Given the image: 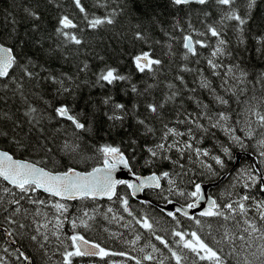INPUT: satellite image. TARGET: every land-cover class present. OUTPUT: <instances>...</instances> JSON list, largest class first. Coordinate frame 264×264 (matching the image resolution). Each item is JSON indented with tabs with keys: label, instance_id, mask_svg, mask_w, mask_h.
<instances>
[{
	"label": "snow or ice",
	"instance_id": "snow-or-ice-1",
	"mask_svg": "<svg viewBox=\"0 0 264 264\" xmlns=\"http://www.w3.org/2000/svg\"><path fill=\"white\" fill-rule=\"evenodd\" d=\"M73 3L79 12L84 14V19L91 29H97L105 24L112 25L115 23V17L119 15L113 9L103 17L92 16L90 18L81 0H73ZM169 3L177 10H183L185 6L192 4L206 5L209 0H169ZM214 3L221 6L220 25H223L225 21H235L237 31L241 33L239 42L244 44L245 40L242 37L244 25L248 23L251 10L257 7V0H246L248 11L244 15L239 14L234 7L236 0H214ZM25 12L33 21L41 20L38 13L30 9H25ZM204 14L207 16L209 13L205 12ZM15 23L13 20V24ZM58 25L55 35L61 38L60 42L55 47L50 46L47 49L43 46L44 37L40 35V24L38 23L32 25V35L26 32L21 36L18 29L13 27L7 36H0V81L7 82L2 86L5 89L8 88L9 83L14 85V94H19L27 105L23 116L29 125L24 135L19 133L10 135L0 125V139L7 140L14 146L7 150L0 147V182H2L0 183V233H3L13 243L16 242L13 237H19L22 234L21 230H28L25 233L28 239L39 249L44 250V254L47 255L45 245L49 243L51 237H55L63 247V251L60 253L62 256L60 264H74L75 258L99 257L103 259L108 256H127L125 252L110 251L76 232L78 227L88 228V221L92 220L93 216L87 209H84L80 217L69 219L67 215L69 204L66 202L95 201L103 198L112 201L116 198L123 206L124 211L131 216L128 198L117 192L118 186L124 185L135 196L145 188L162 189L161 179L167 180L169 194L179 195L190 201L187 203L188 209L199 207L201 202L206 200V192L201 183L190 181L192 185L190 191L179 187L173 176H181V173L172 174L164 171L159 175L156 173L143 177L138 175L134 165L141 152L146 153L143 159L145 166H151L157 160H168L183 170L185 166L180 163V160L184 159L187 154L189 159L194 156L193 163L198 162L199 166L209 175H217L213 164L207 163L202 157L214 161L215 166L223 169L227 164L225 158L233 159L231 146L221 144L222 155H220L213 154L210 150L196 145L202 143L205 138H216L215 130H222L228 135L231 145H236L241 149L247 146L246 141L255 140L259 147L261 163H264V72L255 74L250 80V73L240 61L224 63L223 58L233 57V50L228 48L229 41L224 38L223 27L217 26V24H207L206 31L198 32L189 23L188 28L191 31H187L179 22L175 27L184 33L182 35V48L184 49L182 59L189 61L190 57H196L197 60L193 63H198L201 55L198 49L210 48V54L206 58L207 68H193L188 63L181 65V73L193 74L192 84L190 85L185 80L184 75H178L176 80L180 84L168 83L166 85L168 92L164 97L159 101H147L143 113L140 112L139 103L128 107L125 103L115 101L112 96H105L100 103L108 108L107 111H103V116L108 123V130H126L128 121L133 120L136 134L129 133L127 135L126 140L122 141L124 147L114 142L98 144L92 156H84L78 151L81 148L80 141L82 140L80 133H91L93 124L89 122L84 109L76 108L75 89L79 87L77 84L79 73L89 70V64L84 61L75 65L76 73L74 74L64 72L62 69L57 71L51 67L53 60H63L64 62L69 60L68 53L64 51L65 48L75 45L79 50V46L83 43L82 39L71 31L77 29L78 25L69 16L60 17ZM194 33L203 37L215 38V45H210L207 39L194 38ZM9 39L13 41L12 45L7 44ZM135 39L145 40L144 33L137 31ZM256 42L259 47L255 51L264 59V35H258ZM17 46L21 48L35 46L38 51L47 56V59L43 64L38 65L26 52L17 54ZM21 55L24 58L23 63ZM131 59L134 68L139 73L155 74L157 67L162 64V61L156 58L151 51H141L133 55ZM29 66L31 69L38 70H30ZM17 68L21 70L20 79L16 77L15 69ZM41 72L44 73L43 76ZM95 76L96 84L100 87L113 86L118 82H130L129 75L121 74L117 67L107 64L96 72ZM24 78L37 83L44 81L53 85L52 100H45L41 95L40 99L44 100L45 104L43 108L29 103L24 93ZM213 78L220 81L219 85L214 83ZM249 83L252 84L253 89L257 84L260 86L259 94L252 91L250 96L241 101L242 108L234 116L230 99L226 96L238 98L240 95H246L250 91ZM153 87L154 85L147 84L144 89H138L137 85L132 83L131 92L140 97L146 93L150 94ZM220 90L224 94H221ZM185 93H187L186 97ZM204 93L210 99L202 98ZM57 97H65V99L56 100ZM67 97H72V104L67 101ZM82 99L86 105L90 101V97ZM178 102L179 107L176 109V115L171 119H165L163 115L165 106L167 104L175 105ZM186 102H190L194 107L189 110L184 106ZM49 108L51 109L50 113ZM94 108L93 118L95 112L101 111L98 107L94 106ZM3 119L5 117L0 115V120ZM52 121H56L55 131L60 132L63 128L67 139L52 136L48 131V124ZM61 121L64 122L63 125L60 124ZM153 121L159 122L160 127L157 128ZM234 124L241 125V127H234ZM20 127V121L13 122V132ZM67 127L72 129L71 133L67 131ZM148 137H155L151 145L140 143V139L146 140ZM16 150L26 154H35L36 158L16 159ZM173 151L179 154L175 160L169 155ZM65 156L72 161H75L77 156H80L81 160L96 159L99 166L81 171L70 166L65 161ZM121 169L126 170L132 179L116 178L114 174ZM183 175H187V172H183ZM236 179L237 182L243 180V188L248 194L239 195L238 199L230 200L225 204H219L215 199H207V209L200 211L199 215L219 217L225 221L235 220L237 217L242 218L237 221L238 232H232L226 228L221 239L214 242L227 244L231 249L230 254L239 257L238 264H264V200L255 202V210L260 223L258 224L256 219L249 217L254 199L250 189L259 186L258 190L264 193V172L243 169L238 173ZM38 194L51 199L40 198ZM165 199L167 200V197ZM25 203L33 207L29 209L24 206ZM168 203L173 202L168 200ZM49 208L53 210L54 215L45 211ZM107 211L112 212L113 210L109 207ZM176 213L188 216V212L183 208H176L175 212L169 211L168 215L175 220L177 219ZM188 218L193 219L190 216ZM66 222L70 223L73 229L72 235L64 237L71 242L70 244H65L61 240V233ZM195 222L197 225L201 223L199 220ZM137 223L149 231L152 230V224L146 218L137 220ZM5 224L8 227H5ZM177 225H179V220H177ZM173 235L178 237V247L193 253L200 261H207L208 264H225L222 255L224 249L210 246L197 232H191L190 238H186V234L179 230H174ZM139 239L140 237L137 236L136 240ZM157 239L171 252L175 264H183L188 259L186 255H181L170 248L167 242L160 237ZM237 241L240 242L238 246ZM257 241L259 243H256ZM16 251L18 252L17 259L22 258L27 264H32V258L23 250L17 249ZM155 251L156 249L153 248V252ZM3 252L8 253V248H4ZM128 258L132 259V257ZM144 259L152 260L153 256L145 255ZM0 264H9L3 255H0ZM135 264H141V261L136 260Z\"/></svg>",
	"mask_w": 264,
	"mask_h": 264
},
{
	"label": "trees",
	"instance_id": "trees-1",
	"mask_svg": "<svg viewBox=\"0 0 264 264\" xmlns=\"http://www.w3.org/2000/svg\"><path fill=\"white\" fill-rule=\"evenodd\" d=\"M81 3L87 10L88 16L103 17L113 9L116 10L119 15L115 17V23L112 25H102L97 29H91L87 25V21L84 19V14L80 13L76 8L73 0H0V36H7L11 32L12 28L18 29L21 36L24 33L32 35L31 28L34 23L40 24V35L44 37L43 46L45 49L50 46L55 47L61 38L56 37L55 29L58 27V21L60 17L67 15L74 23L78 25L77 29L71 31L75 32L83 41L82 45L77 46L69 45L64 49L69 55V60L64 62L63 60H53L51 67L57 71L61 69L64 72L70 74L76 73L75 65L86 61L89 64V70L79 73V79L77 84L79 87L75 89V95L77 102L76 108L84 109L88 120L93 124V131L91 133H80L82 140L80 141L81 148L78 149L84 156H92L94 149L98 144L103 143H115L121 145L122 141L126 140L129 133L136 134L135 122L129 120L125 129L108 130V123L103 116V111H107V106L100 103L105 96H112L115 101L125 103L128 107L133 104L139 103L140 112H144V105L147 101H159L168 92L166 85L168 83L180 84L176 77L178 75H184L185 80L191 85L193 80V74L181 73L180 66L188 63L193 68H207L206 58L210 54V48H199L200 52L199 62L196 61V57H190L189 61L182 59L184 49L182 48V33L175 27L177 22L184 27L187 31H191L188 28L189 23L198 31H206L207 24H217V26L223 27L225 33V39L229 41L228 48L233 50V57H225L224 63H235L240 61L242 66L250 73L249 79L257 73L264 72V59H262L257 53L256 48L259 47L256 42L258 35H264V0H257V7L251 10L248 23L244 25V31L242 37L245 40L244 44H240L239 33L235 27V21H225L223 25H220L222 12L219 5L214 3V0H209L206 5L192 4L185 6L183 10H177L175 6L169 3V0H81ZM234 7L239 14L244 15L247 13L246 0H236ZM25 9H30L38 13L41 17L40 21H33L31 17L25 12ZM205 12L209 13L205 16ZM15 20V24H13ZM142 31L145 35V40L135 39V33ZM168 34H171L170 36ZM196 39H207L210 45H215V38L203 37L193 34ZM8 45H12L11 39L7 40ZM141 51H151L152 54L162 61V64L157 67L155 74L152 73H139L132 64V56L138 54ZM17 54L27 53L31 56L37 64H43L47 56L41 51H38L37 47H16ZM103 57V59H101ZM21 61L24 62V58L21 55ZM107 64L112 67H117L121 74L129 75L130 82H118L113 86L105 85L100 87L96 84L95 73ZM30 70H38L31 69ZM17 79L21 78V70L15 69ZM43 76L44 73L41 72ZM214 83L219 85L220 81L213 78ZM7 83L6 81H0V115H3L5 119L0 120V125L9 132L10 135L19 133L24 135L27 132L29 125L25 122L23 111L27 107L23 99L19 94H14V85L9 83L8 88L5 89L2 86ZM24 93L29 103L32 105L43 108L45 106L44 100L40 99L43 95L45 100H52L54 93L51 89L54 87L49 83L40 81H30L27 78L23 79ZM137 85L138 89H144L147 84H152L154 87L150 90V94L146 93L144 96L137 97L136 94L131 92V84ZM194 86V85H192ZM250 90L246 95H240L237 97L226 98L230 99V105L233 109V115L235 116L240 112L242 108L241 101L245 100L247 96H250L252 91L259 94L260 86L257 84L256 88H252V84H248ZM219 90V89H218ZM221 94H224L222 90ZM200 94V93H198ZM187 93H185V97ZM90 101L86 105L84 99L89 98ZM202 98H207V94L204 93ZM65 97H57L56 100H64ZM67 101L72 104V97H67ZM55 103L56 101H52ZM95 107L101 109V111L95 112L93 118L92 113L95 111ZM185 107L191 110L194 105L190 102H186ZM179 107V102L175 105L167 104L163 110L165 119H171L176 115V109ZM219 107V106H216ZM49 113L51 109H48ZM20 121L21 127L17 128L13 132V122ZM156 127L159 128V122H155ZM61 125L64 122H60ZM234 127H241V125L234 124ZM56 121H52L48 124V131L53 137H60L61 139H67L64 135V129L60 132L55 131ZM67 131L71 133L72 129L67 127ZM200 135V133H197ZM243 134V133H239ZM216 138H205L202 143L197 144V147L206 148L213 154H220V145L231 146L233 159L227 160L226 167L221 169L219 166H215L214 161L209 160L206 157H202L207 163L213 164L216 168L217 175H209L203 168L199 166V163H193L195 157L191 159L185 154V158L180 160V163L184 164V169L181 170L178 165H174L168 160H157L151 166H145L143 159L146 153L141 152L137 157V161L134 165V169L138 175H149L152 173L160 174L164 171H168L172 174L181 173V176H173L177 180L179 187L185 191H190L192 185L190 181H196L201 184L216 183L212 188L208 189V194L213 199L217 200L219 204H225L230 200L239 198V195L248 194L243 188V180L237 182V176L243 169L253 170L255 169L253 158L260 171L264 172V163H261V157L259 156V147L255 140L246 141V147L241 149L236 145H231L228 135L222 130H215ZM137 137L139 138L138 134ZM155 137H148L140 139V143H148L151 145ZM0 147L12 149L14 146L9 144L7 140L0 139ZM75 155V154H73ZM169 155L175 160L178 158V153L175 151L169 153ZM248 156V157H247ZM16 159H35V154H26L22 151L16 150ZM65 161L78 170H91L93 166H99L96 159L81 160L80 156H77L75 161L69 160L67 156L64 157ZM191 169V171H188ZM183 172H187V175H183ZM203 173V174H202ZM221 180L219 181V179ZM2 183V182H0ZM165 185H168L166 179H161L162 189L158 190H145L142 194L147 201H135L130 198L128 190L124 185H120L117 188V192L121 195H125L128 198L129 210L132 215H128L124 211L123 206L114 198L112 201L104 200H87V201H72L66 202L69 204V211L67 213L69 219H74L82 215V211L87 209L89 214L93 216L92 220L88 221L89 227H78L75 231L84 235L88 240L99 243L102 247L114 251L125 252L127 256H108L103 259L99 257H86L75 258L74 264H135L136 260H140L141 264H175V259L172 257L168 248L160 242L157 237H160L167 242L170 248L178 252L181 255H186L188 259L183 264H208L207 261H200L193 253L186 249H182L177 246L178 237L173 235L174 230L182 231L186 234V238H190V233L195 231L201 238L210 246L219 249L223 248L222 253L225 264H238L237 255L230 254L231 249L227 244H216L215 240H220L222 237V229H228L232 232H238L237 221L242 218L237 217L235 220H223L219 217H194L193 219H185L176 215L177 219L168 217L160 212L153 204L164 203L168 200H172L178 204L186 205L188 201L185 197L169 194ZM7 186V185H5ZM259 186L250 189L254 199L251 204V211L249 217L256 219L259 224L258 216L255 210V202L264 200V193L258 190ZM40 198L51 199L45 197L42 194H38ZM167 197V200L165 199ZM25 207L31 209L33 206L25 203ZM111 207L112 212H108L107 209ZM45 211L53 214L52 209H45ZM147 219L152 224V230L149 231L137 223V220ZM31 219V218H30ZM179 220V225H177ZM196 220L201 223L196 224ZM79 223V221H77ZM8 227V225H4ZM225 231V230H224ZM28 230H21L19 237H13L15 244L19 246L28 256L32 258V264H60L62 256L60 253L63 251V247L60 241H57L55 237H51L50 241L45 248L47 255L44 254V250L38 248L36 244L28 239L25 234ZM73 229L70 223H65L61 233V240L65 244H70V241L64 239L65 235H72ZM139 236L140 239L136 240ZM131 238L127 243L125 239ZM135 241V243H132ZM237 241V246L239 245ZM8 248L9 252L4 253L3 249ZM153 248L156 249L153 252ZM11 253V255H9ZM152 255V260H145V255ZM0 255H3L9 264H25V261L17 259L18 252L14 248L10 247L5 241L3 233H0ZM242 255V253H241ZM51 257V259H49ZM128 257H132L129 259Z\"/></svg>",
	"mask_w": 264,
	"mask_h": 264
},
{
	"label": "water",
	"instance_id": "water-1",
	"mask_svg": "<svg viewBox=\"0 0 264 264\" xmlns=\"http://www.w3.org/2000/svg\"><path fill=\"white\" fill-rule=\"evenodd\" d=\"M248 157V156H247ZM252 161H253V164L255 165V168L257 171H259L258 167L256 166V163L254 161L253 158H250ZM116 176V178H119V179H132L131 175L127 173L126 170H118L117 173L114 174ZM151 175V174H150ZM142 176V175H140ZM145 176H148V175H145ZM143 177V176H142ZM221 180V178L219 179V181ZM214 185H216V183H209V184H202V188L203 190L206 192V200L205 201H202L200 206L199 207H196V208H193V209H188L187 208V205H180V204H177L176 202L172 201L173 203H168L165 202V203H160V204H154V206L160 210L164 215L168 216V217H171L168 215V212L169 211H172V212H175V209L176 208H183L184 211H187L188 212V216H184L180 213H176L186 219H189L188 217H194V216H200L199 215V212L200 211H203V210H206L207 209V199H212L208 193H207V189L210 188V187H213ZM128 190V193H129V196L135 200V201H147L146 198H144V196L142 195V192L145 191V190H158V189H153V188H145L143 191L141 192H138L135 196H133L131 194V190L127 189ZM97 200H105V201H109L107 200L106 198H103V199H97ZM202 217V216H200ZM4 235V234H3ZM4 238H5V241L7 242V244L14 248L15 251L17 249H20L18 245H16L15 243H13L11 240H9V238H7L5 235H4ZM21 250V249H20ZM17 252V251H16ZM25 264H27V262H25Z\"/></svg>",
	"mask_w": 264,
	"mask_h": 264
},
{
	"label": "rangeland",
	"instance_id": "rangeland-1",
	"mask_svg": "<svg viewBox=\"0 0 264 264\" xmlns=\"http://www.w3.org/2000/svg\"><path fill=\"white\" fill-rule=\"evenodd\" d=\"M165 187H166V190H167V192H168L169 185H165ZM224 230H225V229H222V234L224 233ZM126 238H127V239L124 240L125 243H127L128 240L131 239V238H128V237H126ZM256 243H259V241H257ZM254 247H255V245H254ZM242 255H243V253H242ZM113 264H120V263H113Z\"/></svg>",
	"mask_w": 264,
	"mask_h": 264
}]
</instances>
